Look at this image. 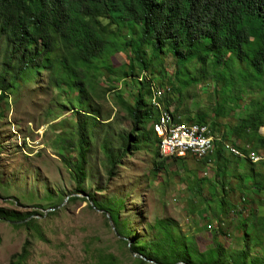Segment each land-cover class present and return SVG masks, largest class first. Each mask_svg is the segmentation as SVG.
<instances>
[{"label":"rangeland","instance_id":"obj_1","mask_svg":"<svg viewBox=\"0 0 264 264\" xmlns=\"http://www.w3.org/2000/svg\"><path fill=\"white\" fill-rule=\"evenodd\" d=\"M129 57L128 52L115 53L110 58L114 73L108 79L94 75L91 88L87 89V104L98 117L88 120L86 125L85 180L81 183L84 195L76 193L74 175L78 158L76 119H85L72 109L77 107V101L72 100L75 93L54 88L49 72L42 71L32 80L20 82L16 90L0 101V208L32 215L28 226L0 220V264H8L25 243L28 258L24 264H137L130 246L137 241L160 242L161 234L154 227L156 221L170 225L174 238L183 239L196 254L214 247L212 237L216 230V241L226 258L247 248V264H264V189L257 188L248 176V159L230 155L223 147L220 157L211 155L206 160L193 155L172 159L167 154L169 160L159 168L155 164L162 159L155 156L156 143L150 131L154 124L149 123L144 133L147 143L136 149L133 143L109 173L102 150L104 140L108 139L116 152L119 136L132 128L117 97L132 104L141 76L143 80L148 76L161 87L162 101L175 83L176 65L170 54L161 63H154L152 75L145 72L125 78ZM197 66L191 64L180 77H189L187 73L194 76ZM227 81L230 83V78ZM108 88L114 90L105 92ZM236 88L242 99L224 117L211 113L221 87L210 77L197 84L189 79L181 94L173 92L169 105L163 103L186 123L197 122L201 113L207 114L205 123L216 142L235 148L249 146L250 151L256 152L249 154L263 157L261 163L253 165H262L260 174L264 180V149L253 150L250 144L242 146L230 130L253 101L264 98V89L262 93L252 91L245 82H239ZM228 95L222 93L220 99L225 107L230 101ZM149 101L148 97V104ZM259 131L264 136V126ZM164 148L159 149L161 156ZM88 195L96 203L114 206L129 235L118 236L107 214L98 210L91 199L87 201ZM222 196L230 208L216 222L217 201ZM248 212L255 216L242 227L241 217L245 218Z\"/></svg>","mask_w":264,"mask_h":264},{"label":"trees","instance_id":"obj_2","mask_svg":"<svg viewBox=\"0 0 264 264\" xmlns=\"http://www.w3.org/2000/svg\"><path fill=\"white\" fill-rule=\"evenodd\" d=\"M117 52H128L130 55L127 72L123 74L125 78H133L145 72L152 75L154 63H161L162 58L168 54L174 58L175 83L167 88L163 98L166 105H169L173 92L181 94V89L188 86L189 79L197 84L210 77L221 87L219 100L211 113L216 117H224L242 99L240 90L236 88L239 82L247 83L248 89L252 91L256 89L263 92L264 0H0V101L7 97V93L16 90L20 82L32 80L42 71L49 72V82L54 88H67L69 94L75 93L72 100L77 101V107L72 109L76 110L78 116L85 117L84 120L79 117L76 119L78 158L74 175L77 194L84 195L81 183L85 180L87 121H95V117H98L87 104V89L91 88L90 81L94 75L108 79L114 73L110 58ZM191 64L198 65L194 72L199 76L187 73L185 75L189 77L181 78L182 72ZM141 77L138 78L140 87L132 104L121 96L117 97L132 128L128 134L119 136L120 144L116 152L111 142L104 140L102 150L109 165V173L133 143L135 149L147 143L144 133L149 123L154 124L150 131L156 143L155 156L162 157L159 152V149L162 150L161 144L155 132L159 111L150 101L148 104L150 85L154 82L148 76L140 81ZM156 86L161 89L159 85ZM111 90L114 88H108L105 92ZM226 92L229 93L226 98L230 100L227 107L220 104L222 93ZM159 96L163 103L161 92ZM206 115L201 113L198 123L187 122L206 124ZM262 126L264 98H257L230 130L242 146L250 144L253 150L264 149V136L259 133ZM223 147L224 143L216 142L212 156L220 157ZM239 149L246 154L256 153L250 151L249 146ZM167 160L162 159L155 165L162 168ZM248 161V176L257 188L264 189V180L260 174L262 165L255 168V163ZM86 199L93 201L90 195ZM93 204L108 214L118 236L129 235L121 226L114 206L94 201ZM229 208L224 196L219 198L217 218ZM245 209L244 206L242 210ZM254 216L253 212H248L245 218L241 217L239 224L245 227ZM31 217L30 214L23 215L0 208V220L16 226H28ZM218 220L215 219L216 222ZM154 227L161 234L160 242L145 244L137 241L130 246V250L137 256V264H146V261L156 264L248 262L247 248L235 251L226 258L223 247L216 241V230L212 237L214 247L205 253L196 254L189 250L183 239L174 238V232L166 222L156 221ZM244 241L247 245L246 237ZM27 258L28 248L25 243L19 253L10 257L8 264H24Z\"/></svg>","mask_w":264,"mask_h":264},{"label":"bare ground","instance_id":"obj_3","mask_svg":"<svg viewBox=\"0 0 264 264\" xmlns=\"http://www.w3.org/2000/svg\"><path fill=\"white\" fill-rule=\"evenodd\" d=\"M140 81H143L142 77ZM150 89L151 105L159 111V118L155 124V132L159 138L161 148L167 145L168 141L173 137L174 132L178 136H191V141L197 142L198 144L192 148V143H181V149H174L173 152L168 155L177 158H186L189 155H193L199 160L210 158L214 152L217 139L212 135L209 126L201 123L189 124L184 120H180L179 116H175L161 102L159 96L160 90L154 83H151ZM202 128L203 130H201ZM193 130L197 131L193 133ZM225 147L230 155L248 159L255 164L263 160L262 156L256 154H247L248 156H246L243 151L239 148H235L232 144L225 145Z\"/></svg>","mask_w":264,"mask_h":264},{"label":"built area","instance_id":"obj_4","mask_svg":"<svg viewBox=\"0 0 264 264\" xmlns=\"http://www.w3.org/2000/svg\"><path fill=\"white\" fill-rule=\"evenodd\" d=\"M203 130V128L201 129ZM197 130H193V133ZM181 143H192V148H194L198 143L191 141V136H178L173 132V137L168 141L167 145L164 148V154L161 159H165V155L171 154L174 149H181ZM186 152V151H182Z\"/></svg>","mask_w":264,"mask_h":264},{"label":"water","instance_id":"obj_5","mask_svg":"<svg viewBox=\"0 0 264 264\" xmlns=\"http://www.w3.org/2000/svg\"><path fill=\"white\" fill-rule=\"evenodd\" d=\"M90 205L93 206L91 202H90ZM101 212H103V211H101ZM106 214H107V213H106ZM107 217H108V220H109V216H108V214H107ZM109 222H110V224H111V226H112V228H113V225H112V223H111L110 220H109ZM133 254H134V253H133ZM134 255H136V254H134Z\"/></svg>","mask_w":264,"mask_h":264},{"label":"crops","instance_id":"obj_6","mask_svg":"<svg viewBox=\"0 0 264 264\" xmlns=\"http://www.w3.org/2000/svg\"><path fill=\"white\" fill-rule=\"evenodd\" d=\"M188 123H190V122H188ZM259 133H260V131H259ZM225 145H231V144H229V143H224V146H225Z\"/></svg>","mask_w":264,"mask_h":264}]
</instances>
